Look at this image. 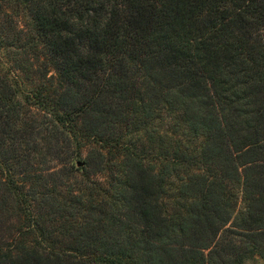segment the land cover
I'll use <instances>...</instances> for the list:
<instances>
[{
	"label": "trees",
	"instance_id": "trees-1",
	"mask_svg": "<svg viewBox=\"0 0 264 264\" xmlns=\"http://www.w3.org/2000/svg\"><path fill=\"white\" fill-rule=\"evenodd\" d=\"M0 52V264L264 258V0H0Z\"/></svg>",
	"mask_w": 264,
	"mask_h": 264
},
{
	"label": "rangeland",
	"instance_id": "rangeland-1",
	"mask_svg": "<svg viewBox=\"0 0 264 264\" xmlns=\"http://www.w3.org/2000/svg\"><path fill=\"white\" fill-rule=\"evenodd\" d=\"M1 56L3 57V61L0 65V67L3 70H7L9 73L11 72V74H15V75H19L20 78L22 79V84L25 90H30L33 86V75L31 73V65L27 66V64H23L22 65H16V63L14 62V59H12V57L4 55L2 52H0ZM43 59L41 58L39 63L42 61ZM35 66L39 63H36V61H34ZM49 70V69H48ZM49 72H51V70H49ZM89 148V146H87L84 151L83 154L81 155L80 159L84 160L85 159V154L87 152V149ZM56 166V164L54 162L51 163V166ZM52 168V167H51ZM76 177H80L81 172L80 171H75L74 172ZM245 264H264V258L255 255L249 259H247L245 261Z\"/></svg>",
	"mask_w": 264,
	"mask_h": 264
},
{
	"label": "water",
	"instance_id": "water-1",
	"mask_svg": "<svg viewBox=\"0 0 264 264\" xmlns=\"http://www.w3.org/2000/svg\"><path fill=\"white\" fill-rule=\"evenodd\" d=\"M83 164H84V163H83L82 161H78V162H76V166H77V167H81Z\"/></svg>",
	"mask_w": 264,
	"mask_h": 264
}]
</instances>
